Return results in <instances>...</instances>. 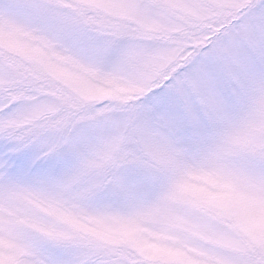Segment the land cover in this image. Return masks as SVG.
I'll return each instance as SVG.
<instances>
[{
  "label": "snow or ice",
  "instance_id": "snow-or-ice-1",
  "mask_svg": "<svg viewBox=\"0 0 264 264\" xmlns=\"http://www.w3.org/2000/svg\"><path fill=\"white\" fill-rule=\"evenodd\" d=\"M0 264H264V0H0Z\"/></svg>",
  "mask_w": 264,
  "mask_h": 264
}]
</instances>
